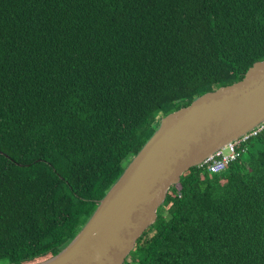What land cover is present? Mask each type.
<instances>
[{
    "label": "trees",
    "instance_id": "16d2710c",
    "mask_svg": "<svg viewBox=\"0 0 264 264\" xmlns=\"http://www.w3.org/2000/svg\"><path fill=\"white\" fill-rule=\"evenodd\" d=\"M263 59L264 0H0V264L58 254L163 117ZM124 264H264V133Z\"/></svg>",
    "mask_w": 264,
    "mask_h": 264
},
{
    "label": "water",
    "instance_id": "95a60500",
    "mask_svg": "<svg viewBox=\"0 0 264 264\" xmlns=\"http://www.w3.org/2000/svg\"><path fill=\"white\" fill-rule=\"evenodd\" d=\"M264 121V59L163 117L75 238L36 264H124L181 176Z\"/></svg>",
    "mask_w": 264,
    "mask_h": 264
},
{
    "label": "built area",
    "instance_id": "2783aa9c",
    "mask_svg": "<svg viewBox=\"0 0 264 264\" xmlns=\"http://www.w3.org/2000/svg\"><path fill=\"white\" fill-rule=\"evenodd\" d=\"M264 133V121L251 129L246 134L226 144L207 157L199 168H203L208 174L218 175L223 173L227 167L241 158L247 152L248 143Z\"/></svg>",
    "mask_w": 264,
    "mask_h": 264
},
{
    "label": "rangeland",
    "instance_id": "374dc122",
    "mask_svg": "<svg viewBox=\"0 0 264 264\" xmlns=\"http://www.w3.org/2000/svg\"><path fill=\"white\" fill-rule=\"evenodd\" d=\"M256 148H258V147H257V146H255V147H254V149H256ZM242 158H243V159H245V158H246V153H245V154H243Z\"/></svg>",
    "mask_w": 264,
    "mask_h": 264
}]
</instances>
